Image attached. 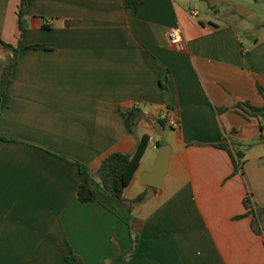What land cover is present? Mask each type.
<instances>
[{
    "label": "crops",
    "instance_id": "crops-1",
    "mask_svg": "<svg viewBox=\"0 0 264 264\" xmlns=\"http://www.w3.org/2000/svg\"><path fill=\"white\" fill-rule=\"evenodd\" d=\"M132 1L27 0L19 34L21 0H0L10 46L0 41V66L18 50L0 105V264H68L72 254L105 264L133 240L126 264H264V233L244 206L264 208L263 122L227 111L264 104V0ZM134 107L143 117L132 136L124 113ZM166 110L177 128L158 123ZM145 134L150 146L124 197L146 200L80 203L73 162L95 175ZM222 141L244 152L240 172ZM160 145L171 154L154 188L143 180Z\"/></svg>",
    "mask_w": 264,
    "mask_h": 264
},
{
    "label": "trees",
    "instance_id": "trees-1",
    "mask_svg": "<svg viewBox=\"0 0 264 264\" xmlns=\"http://www.w3.org/2000/svg\"><path fill=\"white\" fill-rule=\"evenodd\" d=\"M147 0H134L131 2L135 5L136 9L145 4ZM27 0H21L20 6L18 8V31L19 34L24 33L28 29V23L26 19L27 10ZM44 28L48 29V25H44ZM2 42V40L0 39ZM3 43V42H2ZM5 47H10L9 45L3 43ZM38 48H48L47 46L35 45L28 47V49H38ZM18 50L15 49L14 55L8 58L7 62L0 66V105L1 100L4 97L5 89L11 82V76L13 69L17 62ZM259 93L264 97V88L258 87ZM237 111L240 110L242 114L248 117H258L263 122V133L261 135V140L264 141V104L262 107H254L249 103H243L234 109H229L227 111ZM225 109H219V112H223ZM125 126L129 135H136L138 129L140 128L141 120L143 117V111L134 107L130 111L124 113ZM161 127H165L167 124V119H160L159 122ZM150 136L145 134L138 140L136 149L131 154L123 153H113L108 156L102 163L100 169L95 175L92 174L90 169L77 162H73L79 170L80 175V185L77 190L78 201L82 204H90L94 202H101L100 197L105 198L110 201L127 204L130 208L141 204L146 200L147 194L143 193L134 200H126L124 197L125 190L132 182L135 174L138 171L140 163L144 158L149 146H150ZM161 146V145H160ZM217 148L226 150L232 157L233 163L235 165V173L242 170L244 165L245 154L242 151H238L233 144H227L222 141ZM244 206L247 209L245 216H252V228L256 234L264 233V208L255 207L251 199H245ZM104 209L108 210L104 206ZM243 217V216H242ZM240 217V218H242ZM132 246L129 251L123 255H118L114 260L108 261L105 264H126L127 259L136 250V241L133 240ZM68 264H83V261L77 255H70L66 258Z\"/></svg>",
    "mask_w": 264,
    "mask_h": 264
},
{
    "label": "water",
    "instance_id": "water-1",
    "mask_svg": "<svg viewBox=\"0 0 264 264\" xmlns=\"http://www.w3.org/2000/svg\"><path fill=\"white\" fill-rule=\"evenodd\" d=\"M171 150L168 145H163L155 161L154 169L151 173L144 175L143 182L151 187L160 188L168 171Z\"/></svg>",
    "mask_w": 264,
    "mask_h": 264
},
{
    "label": "built area",
    "instance_id": "built-area-1",
    "mask_svg": "<svg viewBox=\"0 0 264 264\" xmlns=\"http://www.w3.org/2000/svg\"><path fill=\"white\" fill-rule=\"evenodd\" d=\"M198 14L199 13L197 11H192L191 12V15L193 17H197ZM169 39H170V42H171L172 45L178 46V45H181L183 43L181 36L175 31H171L170 32ZM161 119H167L168 120V125L171 128H177L178 127V122L176 120L169 119V112L167 110L163 111L161 113Z\"/></svg>",
    "mask_w": 264,
    "mask_h": 264
},
{
    "label": "rangeland",
    "instance_id": "rangeland-1",
    "mask_svg": "<svg viewBox=\"0 0 264 264\" xmlns=\"http://www.w3.org/2000/svg\"><path fill=\"white\" fill-rule=\"evenodd\" d=\"M222 9V8H221ZM222 12H226V9L223 8L222 9ZM140 131H137V133H139ZM136 133V134H137ZM153 136H156V137H162V134L160 133V128L159 127H156L155 130L153 131ZM162 143H166L168 141V139H165V138H162ZM251 149V148H250Z\"/></svg>",
    "mask_w": 264,
    "mask_h": 264
}]
</instances>
